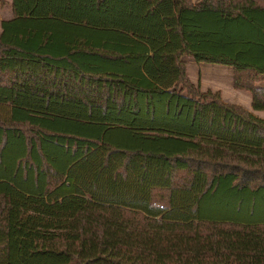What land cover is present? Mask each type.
<instances>
[{"label":"trees","instance_id":"obj_1","mask_svg":"<svg viewBox=\"0 0 264 264\" xmlns=\"http://www.w3.org/2000/svg\"><path fill=\"white\" fill-rule=\"evenodd\" d=\"M11 8L0 31V264H264V218L212 215L220 193L264 195V117L202 88L184 58L232 67L234 87L264 110V0ZM165 89L192 106L155 96ZM19 91L196 134L145 131L149 149L118 146L103 138L110 123L15 104Z\"/></svg>","mask_w":264,"mask_h":264},{"label":"rangeland","instance_id":"obj_2","mask_svg":"<svg viewBox=\"0 0 264 264\" xmlns=\"http://www.w3.org/2000/svg\"><path fill=\"white\" fill-rule=\"evenodd\" d=\"M11 10V0H8L6 5L0 6V15L7 17L11 14ZM184 58L188 62V72L194 82L197 83L200 81L202 88L204 89L207 87L221 89L224 100L239 103L249 109H252V94L249 91L234 87L232 67L222 63L205 61L197 62L189 56H185ZM260 82L261 85L264 84V76ZM155 96L160 97L161 99L171 98L178 102H187L190 106H192L193 103L191 98H189L185 92H173L172 89L155 92ZM21 99H25L31 107H39L36 101L40 100L41 107L45 106L48 111L55 110L60 112L63 111V108H69L71 111L68 112L82 114V103L62 99L59 96L53 95L51 97H46L44 95L19 91L17 97L14 99V102L21 101ZM52 101L57 102L51 105ZM84 111L92 113V115L102 116L110 122V128L106 133V140L112 139L114 144L118 146L130 148L141 146L145 149H149L152 141L143 134L145 131L161 130L172 134L182 133L187 136H194L196 134V128L193 125L182 121H175L170 118H153L150 113L132 117L128 115H114V113L101 114L97 111ZM258 111V115L264 117V110ZM156 144L157 141L154 142V145ZM215 198L214 204L217 206L216 209L218 210H215V213L212 215L221 216L225 214L224 216H233L245 221L259 219L260 217L264 218V195L258 193L252 195H238L226 191L218 194ZM222 199L227 201L226 204L222 205V203H220ZM220 204L221 207L218 208Z\"/></svg>","mask_w":264,"mask_h":264},{"label":"crops","instance_id":"obj_3","mask_svg":"<svg viewBox=\"0 0 264 264\" xmlns=\"http://www.w3.org/2000/svg\"><path fill=\"white\" fill-rule=\"evenodd\" d=\"M12 1V0H11ZM12 9V8H11ZM11 17H13V12H12V10H11V14L10 15H8L7 17H3V16H1L0 15V31H1V20L2 19H5V18H11ZM260 84H261V82H260ZM262 85H264V84H262ZM18 94V93H17ZM17 94L15 95V98L17 97ZM14 98V99H15ZM37 102V105L39 106V107H31L30 106V104L28 103V102H26L25 101V99H21V101H18V102H14L15 104H18V105H23V106H26V107H31V108H35V109H40V110H48L47 108H45V106L44 107H41V104H40V100H37L36 101ZM35 102V103H36ZM55 102H57V101H52V103H51V105H53ZM229 102V101H228ZM234 103V102H233ZM48 104V103H47ZM81 107H82V105H81ZM248 108V107H247ZM249 109V108H248ZM85 109L82 107V114H75V113H73V112H68V111H71L69 108L68 109H64L63 108V111H55V110H52V112H55V113H59V114H64V115H69V116H74V117H80V118H82V119H85V120H95V121H105V122H108L105 118H103L102 116H96V115H92V113H87V112H85L84 111ZM253 113H255V114H259V111L258 110H252V109H250ZM108 123H110V122H108ZM118 125H120V124H118ZM109 128H110V126L104 131V133H103V138L104 139H106V133L108 132V130H109ZM107 140H109V139H107ZM110 142H112V143H114V141L112 140V139H110L109 140Z\"/></svg>","mask_w":264,"mask_h":264}]
</instances>
